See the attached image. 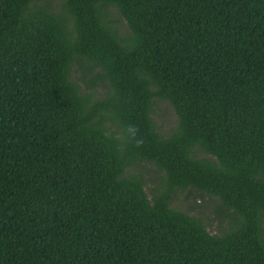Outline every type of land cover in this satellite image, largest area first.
<instances>
[{"label":"trees","instance_id":"trees-1","mask_svg":"<svg viewBox=\"0 0 264 264\" xmlns=\"http://www.w3.org/2000/svg\"><path fill=\"white\" fill-rule=\"evenodd\" d=\"M0 264H264V0H0Z\"/></svg>","mask_w":264,"mask_h":264},{"label":"rangeland","instance_id":"rangeland-1","mask_svg":"<svg viewBox=\"0 0 264 264\" xmlns=\"http://www.w3.org/2000/svg\"><path fill=\"white\" fill-rule=\"evenodd\" d=\"M56 5L58 0H53ZM108 12L114 26L119 31L121 36L129 35L130 31L124 18L118 13V11L112 7H108ZM79 69L77 64L72 65L71 78L75 80L82 89H84L83 83L79 80ZM105 86L107 87V81H99L95 87H90L88 91L91 93L92 98L104 95ZM152 117L155 122L156 128L162 135L169 134L177 125V116L170 106V104L163 99H155L152 104ZM105 127L110 132H114L115 136L120 138L122 136L118 126L111 120H106ZM199 155L205 156L204 152L199 151ZM127 172L131 175H140L145 183V190L150 197L152 191L157 187H160L162 182V173H159L154 166L147 162H138L128 167ZM173 205L179 210L188 213L189 215L202 219L207 229L212 233L217 232L221 227L226 226L227 219L220 217V201L217 197L202 193L196 190L184 189L177 191L172 199Z\"/></svg>","mask_w":264,"mask_h":264},{"label":"clouds","instance_id":"clouds-1","mask_svg":"<svg viewBox=\"0 0 264 264\" xmlns=\"http://www.w3.org/2000/svg\"><path fill=\"white\" fill-rule=\"evenodd\" d=\"M129 131L130 132H134L135 130H134V128L132 126H129Z\"/></svg>","mask_w":264,"mask_h":264}]
</instances>
